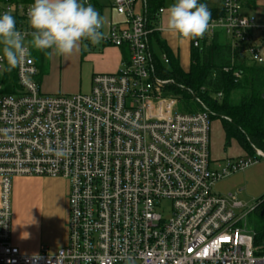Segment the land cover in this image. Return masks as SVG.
<instances>
[{"label": "built area", "instance_id": "built-area-1", "mask_svg": "<svg viewBox=\"0 0 264 264\" xmlns=\"http://www.w3.org/2000/svg\"><path fill=\"white\" fill-rule=\"evenodd\" d=\"M243 1L221 0L223 16L193 47L221 33L247 64L264 67V46L252 37L264 26L243 14ZM111 2L122 21L105 22L101 42L128 49L123 69L94 75L89 93L46 95L28 46L31 4L0 1V15L15 17L30 53L15 66V81L0 61V264H264V246L248 224L257 204L248 209L237 195L214 191L264 153L254 148L214 166V115L200 100L199 111L181 110L173 80L157 76L151 45L157 29L136 14L139 0ZM161 61L169 64L165 54ZM65 143L70 154L55 158L50 149ZM16 178L68 182L65 248L28 255L13 244Z\"/></svg>", "mask_w": 264, "mask_h": 264}, {"label": "crops", "instance_id": "crops-1", "mask_svg": "<svg viewBox=\"0 0 264 264\" xmlns=\"http://www.w3.org/2000/svg\"><path fill=\"white\" fill-rule=\"evenodd\" d=\"M246 1L247 0L243 1V14L254 17L258 25L263 27L264 0H255V8L253 10L244 6ZM174 2L175 0H165L164 7L162 8L164 12L158 19L159 21L155 27L157 29V34L160 35V40L165 43L175 57L179 58L181 67L187 71L190 67L191 41L177 39L166 30H161V21L166 17V9ZM88 3L93 5L105 22L112 21L118 23L122 21V18L114 11L111 0H89ZM221 5L220 0L218 6L209 8L221 9ZM144 12L145 2L144 0H139L136 6V14L143 15ZM104 31L106 32V29ZM252 37L257 45L264 46V29L253 31ZM153 42L156 44L152 39L151 45L154 51ZM84 44H87V47H84ZM28 46L31 48V53L38 70L36 80L41 92L46 95L89 93L91 91L92 78L94 75L119 73L123 69V64L129 56L128 49L106 46L102 42L96 45H92L87 41L82 42V50L71 56L49 54L50 50L41 51L34 49L29 42ZM163 55L164 53H162V56ZM185 61L188 62L189 67L187 69L183 66ZM75 69L78 70L79 77L74 78L73 84L72 73ZM10 71L8 70L9 75L11 73ZM221 130L224 149L227 150L225 147V134L223 129ZM233 143L240 149L239 158L249 155L243 151L237 142L233 141L232 144ZM212 159L214 166L225 161V159ZM14 183H16V185L24 183L30 185L50 184L49 186L52 188L48 189V193L46 192L43 202L40 201L39 203L37 197V201L35 200L31 203L30 207L26 209L27 211L20 217L19 221L12 223L11 231L13 244L19 248L21 252L28 255L38 254L40 249L44 246L48 247L53 252L65 248L68 244V182L62 179L16 178ZM36 226H38V230H36Z\"/></svg>", "mask_w": 264, "mask_h": 264}, {"label": "trees", "instance_id": "trees-1", "mask_svg": "<svg viewBox=\"0 0 264 264\" xmlns=\"http://www.w3.org/2000/svg\"><path fill=\"white\" fill-rule=\"evenodd\" d=\"M19 1L23 4L33 3V0ZM206 1L199 0L204 4ZM144 2V16L153 28L159 21L156 15L164 7L165 0ZM244 6L253 10L255 0H247ZM209 10L212 20L223 16L219 8ZM159 36L155 32L151 40L167 55L169 64L164 65L154 50L153 65L158 77L175 83L170 91L182 96L183 105L188 100L193 103L197 100L204 102L214 115L212 120L221 121L226 148L235 141L249 155L254 154V148L264 153V67L247 64L237 50L229 45L224 35L217 33L212 39L204 41L199 49H195L194 41H191L190 67L185 71L179 58L175 57ZM10 72L11 79L15 81V67ZM7 92L12 93L11 89ZM219 94L222 95L221 99L217 98ZM256 204L254 213L259 220L255 228L249 227L256 234V243L261 245L264 243V197Z\"/></svg>", "mask_w": 264, "mask_h": 264}, {"label": "clouds", "instance_id": "clouds-1", "mask_svg": "<svg viewBox=\"0 0 264 264\" xmlns=\"http://www.w3.org/2000/svg\"><path fill=\"white\" fill-rule=\"evenodd\" d=\"M27 20L32 29L29 44L37 50H50L49 54L71 56L82 50V42L96 45L104 38L101 29L105 21L87 0H33ZM215 27L211 11L199 0H175L161 21V30L188 41L202 39ZM29 54L15 17L4 12L0 15V61H5L10 71ZM50 151L57 159L70 154L66 143Z\"/></svg>", "mask_w": 264, "mask_h": 264}, {"label": "rangeland", "instance_id": "rangeland-1", "mask_svg": "<svg viewBox=\"0 0 264 264\" xmlns=\"http://www.w3.org/2000/svg\"><path fill=\"white\" fill-rule=\"evenodd\" d=\"M206 3L209 8L212 6H218L220 4V0H210ZM153 49L159 57L162 56V51L156 46L154 42ZM183 66H185L184 68L187 69L189 67L188 62L185 61ZM75 77H79L77 69H75L72 73L73 84ZM179 108L188 112H197L200 110L196 103H193V101L190 102L189 100L184 105L183 103H180ZM221 129H223L221 127V121L219 119H214L211 124L212 158L225 160L239 158L238 156L240 155V149L236 144L233 143L230 147L226 148L227 150L224 149ZM49 185L50 184L30 185L27 183L16 185V183L13 182L12 223L19 221L20 217L27 211L26 209L30 207L31 203H33L35 200L37 201V197L39 203L40 201L43 202L45 200L46 192L48 193V189L52 188ZM214 191L223 197H228L230 194L237 195L238 200L241 201L248 209H251L254 205H256L258 200L264 197V158L259 160V163L255 164L254 166L220 181L216 185V188H214ZM258 220L259 219L255 213L250 214L248 216L249 226L251 228H255ZM36 230H38V226H36Z\"/></svg>", "mask_w": 264, "mask_h": 264}, {"label": "water", "instance_id": "water-1", "mask_svg": "<svg viewBox=\"0 0 264 264\" xmlns=\"http://www.w3.org/2000/svg\"><path fill=\"white\" fill-rule=\"evenodd\" d=\"M263 246H264V243H263Z\"/></svg>", "mask_w": 264, "mask_h": 264}]
</instances>
